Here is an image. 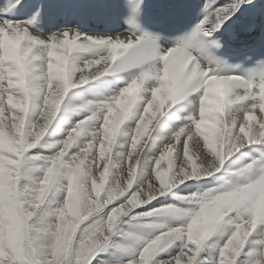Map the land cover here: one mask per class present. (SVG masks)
Wrapping results in <instances>:
<instances>
[{
    "label": "snow or ice",
    "instance_id": "snow-or-ice-1",
    "mask_svg": "<svg viewBox=\"0 0 264 264\" xmlns=\"http://www.w3.org/2000/svg\"><path fill=\"white\" fill-rule=\"evenodd\" d=\"M257 7L3 0L0 264H264V21L225 40Z\"/></svg>",
    "mask_w": 264,
    "mask_h": 264
}]
</instances>
